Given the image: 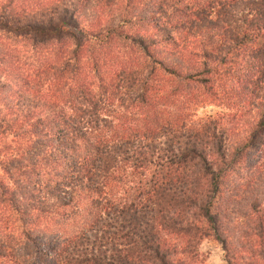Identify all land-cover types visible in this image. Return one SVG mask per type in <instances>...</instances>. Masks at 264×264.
I'll return each instance as SVG.
<instances>
[{
    "label": "trees",
    "instance_id": "obj_1",
    "mask_svg": "<svg viewBox=\"0 0 264 264\" xmlns=\"http://www.w3.org/2000/svg\"><path fill=\"white\" fill-rule=\"evenodd\" d=\"M34 2L0 0V88L19 99L0 119V145L16 138L15 153L0 150V264H200L211 235L232 264H264V199L244 230L218 231L233 201L264 188V0H82L58 12ZM18 52L34 54L31 67ZM182 81L211 82L232 113L197 121ZM52 85L39 104L51 114L37 113L34 88ZM133 88L145 105L135 113L160 110L156 121L126 119ZM135 139L160 153L120 148ZM66 219L76 223L49 229ZM27 244L33 255L15 254Z\"/></svg>",
    "mask_w": 264,
    "mask_h": 264
},
{
    "label": "rangeland",
    "instance_id": "obj_2",
    "mask_svg": "<svg viewBox=\"0 0 264 264\" xmlns=\"http://www.w3.org/2000/svg\"><path fill=\"white\" fill-rule=\"evenodd\" d=\"M77 1L82 2V0H35L32 7L35 10H39V9L43 8L42 5L44 4L48 9L54 8V11L58 12L63 6L69 5V4H75V2H77ZM52 3H54L53 4L54 6L52 5ZM6 41H8L9 43H14L11 45H15L18 49H20V47L22 45H25V47L27 46L29 48V46H28L29 42L28 41L21 42L20 39H17V38H9ZM49 45H51V44H49ZM53 47H54L53 49H55L56 45L53 44ZM17 48H16V50H17ZM16 55L19 57L18 64L16 63L19 67H31V60H32V57H34V54H32V57L29 55V53H25V52L22 54H21V52L20 53L18 52ZM36 60H38L37 57H36ZM208 68L211 70L212 73L215 72L213 70V67H208ZM144 69L145 68H142L141 71H143ZM155 69L158 72L159 69L157 67H155ZM47 71H54V70H47ZM0 77H2V76L0 75ZM162 79H164L166 81L161 86L162 90L164 91L167 89V91H168V86L171 84L170 82H168V74H164ZM198 79H200V78H198ZM170 81L172 82L171 79H170ZM223 81H225L223 85L225 87H229L232 85V83L234 85V82L236 81V79L230 78V79H226V80L224 79ZM229 81H231L232 83ZM179 84L181 85L180 86L181 89L186 88L183 90V92L186 91V93L191 94V95L195 94L196 95L195 97L198 98V103L194 106L195 110H194V117H193L197 121L205 120L210 115H213L216 111H219L222 109L225 111V113H227V112H228V114L232 113L233 109L227 110L225 108H222L223 105L220 103V100H219L220 97L219 96L215 97V96L211 95V93L214 91V89L212 91L210 90L211 82L208 81L205 84H203L200 81H196V82H194V81H189V82L182 81ZM14 90H15V88H11L9 86H3L2 88H0V119L2 117H4L5 115H7L6 114L7 109L11 105L10 101H13V102H15V101L17 102V100L19 101V99L15 98V96L13 97L10 95L11 92ZM138 91L139 90H137V92ZM43 92L49 98L48 94L52 95L54 92H57V87L52 85L51 87L47 86L46 89H44V87H40V88L35 87L34 88L32 95H31V98H33L32 103L36 105V106L34 105V109H36L35 111H37V113L39 112V110L40 111L42 110V109H40L39 104L45 102L44 100L46 97L45 98L43 97V95H42ZM135 93H136V88L131 89L130 95H132V97L134 96L133 97L134 98L133 105H129L128 103H125V105L128 106V107L125 106V109L127 110L125 112L126 119H134L135 124L137 123V125L149 124V122L151 120L156 121V118L160 114V110H158V111H150L149 110V111L143 112L141 114V116H138V113H135L138 107H140V106L145 107L144 101L142 99L135 97L136 96ZM37 95H39V96L37 97ZM118 95H120V93H118ZM120 96L121 97H128V95H125V94H121ZM261 96L264 97L263 94H261ZM20 98H23V97H20ZM208 100L214 101L213 103L218 104V106L215 104H209ZM28 104H29V101L27 100L26 105H28ZM59 106L62 108V110L64 111V113L66 115L72 114L73 110H70L71 106H69V103H65V102L60 103ZM113 106H114V108H111V109H114L116 112L120 111V108H118L115 104H113ZM158 107H159V109L161 108V106H158ZM164 110L168 111V105L165 106ZM41 113H42V115L51 114V113H49V111L47 112L46 110H44V108H43ZM107 114L109 115L108 117H106V119L108 121H111V123L116 122V119H117L116 114L111 113L110 109H109ZM109 129H110L109 127H106L103 130V135H105L104 136L105 138H108V137L116 134V133L109 132ZM101 132H102V129H101ZM164 133H168V132L164 131ZM5 136H6V139H2V144L0 145V150H4V152L8 153L9 155H12V153H15V150H13L12 148L15 147L16 138L12 134H7ZM164 137L168 138V135L167 136L165 135ZM163 140L168 141V139H161V141H163ZM150 142L159 143L160 141H158L157 138H155L153 141H150ZM125 143H128V145L123 144L122 147H120L121 149L126 148L129 150H139V151H144V152H151L152 151V152L160 153L159 149L157 148V147H159V145H156L157 147L151 146L149 143H147V140L144 141L142 139V141H141V139L140 140L138 139V141H137L135 139V140H133V142L126 141ZM201 147L205 149L204 150L205 152H208L206 149H210V150L212 149V147L210 148V146H204V144H202ZM6 148H8V149H6ZM153 163L154 164L155 163H161V160H155V161H153ZM153 163L148 162L147 163L148 165L146 167L151 168ZM0 167H1V164H0ZM126 172H128V171H126ZM0 174H1V170H0ZM136 179H138V178H137L136 173L134 172V173H132L131 176H128L127 178H125L124 181L132 180L131 185L134 186L133 180L135 181ZM126 183H128V182H126ZM261 191H262L261 192L262 194H254L252 192H244V194L239 199H237L236 202L233 201L231 203V206L229 209L226 210V214L224 215V217H222V215H219V217H218V222H219L218 231H219L221 237L224 238V237H226V235L233 237L235 235L236 231L244 230L243 228L246 225V223H248V218L250 216L254 215V213L252 212V209H251L252 203L254 201L261 203L259 200L264 199V188L263 187H261ZM129 195H134L132 189L129 191L128 196ZM66 221H68L66 226H61V225L55 224V226L53 228H49V229H69V227H70L69 222L76 223L75 219H66ZM50 225L52 226L53 223H50ZM229 239L230 238H227V240H226L227 245H228ZM23 251H27L30 253V255H33V247L30 244L23 245L21 247H17V249L15 250V254L18 256H23V254H24ZM198 251H199L200 260H201L200 264H226L224 261L225 258L229 259V261H230L229 263H231V264L233 263V260H230V253L229 252L225 253L222 250L219 242L216 241L212 237V235L205 237V238H202L200 240V242L198 244ZM22 264H27V263H22ZM28 264H31V263H28ZM32 264H36V263L34 261H32ZM44 264H51V261L47 260L44 262Z\"/></svg>",
    "mask_w": 264,
    "mask_h": 264
}]
</instances>
